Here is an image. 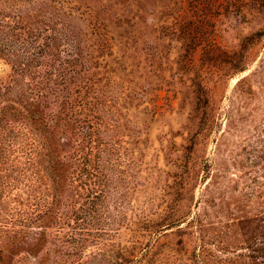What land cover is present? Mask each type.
<instances>
[{
    "label": "rangeland",
    "instance_id": "rangeland-1",
    "mask_svg": "<svg viewBox=\"0 0 264 264\" xmlns=\"http://www.w3.org/2000/svg\"><path fill=\"white\" fill-rule=\"evenodd\" d=\"M206 2L0 0V38L35 59L23 74L0 53V264H115L136 215L175 210L190 214L160 239L175 264H264V0ZM55 32L84 59L68 89L58 65L76 54ZM103 191V223L124 226L73 256L74 212ZM40 206L49 216L15 240Z\"/></svg>",
    "mask_w": 264,
    "mask_h": 264
},
{
    "label": "trees",
    "instance_id": "trees-1",
    "mask_svg": "<svg viewBox=\"0 0 264 264\" xmlns=\"http://www.w3.org/2000/svg\"><path fill=\"white\" fill-rule=\"evenodd\" d=\"M189 1H197V0H189ZM199 1L200 4L196 6V10L198 12H201L202 10L203 13H205L207 10L202 9L201 6H205L207 0H199ZM190 4L191 3H189V5ZM262 10L264 11V9ZM205 21L208 22V19H206ZM215 23L216 22H214L213 24ZM206 25L209 26L208 23L204 24V26ZM190 26H191L190 24H187V28H186L187 31L183 30V32L184 33L189 32L188 34L193 33L195 35L193 36V38H196L197 40H199V38H205V40L208 42L210 39L212 40L213 37H211L209 29L203 28L204 26L198 28L191 26L194 27L193 31L191 32ZM66 33L55 32L49 38L52 42H54V45H56V43L59 42L60 43L64 42V45H66L67 47H71L69 48L70 53H67L69 54V56H71L70 55L71 51L75 52L76 54V57L73 56V60L67 62L63 61L62 64L58 65L59 69L62 70V73L60 72L61 73L60 77L62 76L61 83H63L64 89H68L73 84H78L81 81V79H83V77L81 76L82 75L81 71L78 70L77 67L81 64V61L84 60L78 58L80 57L79 51H76L78 49L77 47L78 44L71 41L69 39V35H67ZM201 41L200 44H197V47L201 45ZM212 42L214 43L213 40ZM0 53H4L6 56L11 57L13 61V66L18 65L19 66L18 68H22V66L26 67L27 69H23V70L20 69V71H22L23 74L28 69L30 70L31 68L35 67L34 66L35 59L32 57L34 53L33 51H30V48L17 47V44L14 41L9 42L8 39L4 37L0 38ZM83 65L81 64V67H85V64ZM36 66L39 67L40 65H36ZM235 67L236 69H234L233 73L230 74L229 77H234L235 75H238L246 71V68L241 65H235ZM59 69H56V71H60ZM59 82L60 81H58V83L54 82L53 84L50 85L56 86L59 84ZM17 115L19 118L23 117L24 121H27L29 123L32 122L31 125L33 126V115L29 109L25 107L24 111H17ZM87 121L88 120L86 119H82L79 123L88 124ZM27 122L26 124H29ZM89 122H92V120H89ZM41 135L45 139L47 138L44 132L41 133ZM42 136L41 138H43ZM41 141H43V139ZM43 142L41 143V148L46 151L47 149L46 141ZM105 150L107 156L111 154L110 149L106 148ZM46 155L48 154L46 153ZM47 162H48L47 163L48 166H46V168L48 170V176L51 179L52 185L56 187L57 180L55 177V166L52 163L49 164V161ZM55 187H52L53 195L54 197L57 198L58 192H56ZM103 192H104L103 196H101L102 192L95 195L90 194V196L87 197L88 202L83 204L78 210L74 212L76 223H81V224L78 225V228L75 227L72 228L73 232L75 233L67 235V240H66V242L72 245L73 247V254H72L73 256H76L79 250L81 251L82 245L78 246L81 242H85L88 238H92V241H94V244L96 245V241L100 242L102 239L104 240V238L108 240L117 236L120 232L121 227L124 226V224H122L121 226L117 222L114 225L109 223V219L112 218L113 216L111 215V211H109L110 213L106 215V220L108 221V223H103L101 219L102 217H100L101 215L100 206L103 204L99 202L102 199L106 198L108 191H103ZM179 203L182 204L181 199H179L178 204ZM45 207L46 206H42L41 207L42 209L38 211V214H36L35 212L28 213L26 215V218H24V220L20 223V225L13 227L15 229L14 232L16 233L14 236L15 240L21 237L22 234H25L24 232L25 229L31 228V225H34L37 222L49 216V214L52 211V208L47 207L45 210L44 209ZM189 215L190 214H185V213L178 214L177 211L175 210L174 212L171 213L167 212V214L161 218L160 222L153 221L152 217L151 219H148L149 215H145L143 218H141L142 215H136L137 219H134V221H131V223L128 225V227H130L129 228L130 235L128 241L129 246L127 247L122 246V249L117 252L121 257H117L118 262H116L115 264H175L177 260H179L176 257L177 256L175 252L176 249L174 250V254L173 252L170 254L165 253L164 251L162 252L161 249L162 246H160V239L163 238L164 235H167L168 232H171L174 229L184 225L188 221ZM150 216H152V214ZM117 217L118 216H114L112 218L113 222L116 221ZM102 254L103 253L101 252L100 257L103 256ZM126 254L127 257L125 258L124 256Z\"/></svg>",
    "mask_w": 264,
    "mask_h": 264
}]
</instances>
